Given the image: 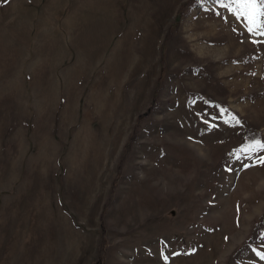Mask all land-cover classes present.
<instances>
[{"label": "rangeland", "instance_id": "1", "mask_svg": "<svg viewBox=\"0 0 264 264\" xmlns=\"http://www.w3.org/2000/svg\"><path fill=\"white\" fill-rule=\"evenodd\" d=\"M0 264H264V0H0Z\"/></svg>", "mask_w": 264, "mask_h": 264}]
</instances>
